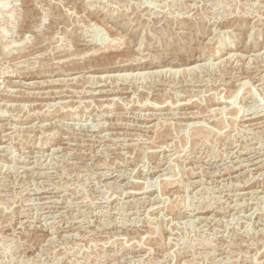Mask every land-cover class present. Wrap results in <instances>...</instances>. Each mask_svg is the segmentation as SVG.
Wrapping results in <instances>:
<instances>
[{"label": "rangeland", "instance_id": "374dc122", "mask_svg": "<svg viewBox=\"0 0 264 264\" xmlns=\"http://www.w3.org/2000/svg\"><path fill=\"white\" fill-rule=\"evenodd\" d=\"M255 115L264 0H0V264H264Z\"/></svg>", "mask_w": 264, "mask_h": 264}, {"label": "bare ground", "instance_id": "6f19581e", "mask_svg": "<svg viewBox=\"0 0 264 264\" xmlns=\"http://www.w3.org/2000/svg\"><path fill=\"white\" fill-rule=\"evenodd\" d=\"M38 56V55H37ZM233 58V57H232ZM204 64V63H203ZM196 69V68H195ZM169 72V71H168ZM155 73V72H154ZM240 75V74H239ZM87 79V78H86ZM70 80V79H69ZM247 80V79H246ZM103 83V82H102ZM98 85V84H97ZM100 85V84H99ZM194 85V84H193ZM247 86V85H246ZM236 87V86H235ZM245 88V87H244ZM238 89V88H237ZM256 89V88H255ZM224 90V89H223ZM222 90V91H223ZM115 91V90H114ZM237 91V90H236ZM241 91V90H240ZM98 92V91H97ZM103 92V91H102ZM105 92V91H104ZM110 92V91H109ZM119 92V91H118ZM185 92V91H184ZM243 92V91H242ZM85 93V92H84ZM89 93V92H88ZM92 93V92H91ZM217 93V92H216ZM235 93V92H234ZM101 94V93H100ZM103 94V93H102ZM221 94V93H220ZM95 95V94H94ZM236 96H237V94H234V95H227L226 96V98H225V100H221V99H219V100H217V101H215V102H213V103H215V104H222V103H226L227 102V100L228 99H231V98H236ZM224 99V98H223ZM191 100V99H190ZM189 100V101H190ZM136 101V100H135ZM174 101V100H173ZM178 101V100H177ZM176 101V102H177ZM184 102V101H183ZM93 103V102H92ZM157 103V102H156ZM159 104V103H158ZM214 104V105H215ZM160 105L162 106V103H160ZM157 106V105H156ZM156 106L154 105V106H151V107H153V108H156ZM209 109V108H208ZM217 109V108H216ZM258 110V109H257ZM173 112V111H172ZM251 113V112H250ZM7 115V114H6ZM16 116V115H15ZM262 116H264V115H255L254 117H252L251 118V120L252 119H256V118H260V117H262ZM145 117V116H144ZM98 118V117H97ZM237 119V118H236ZM168 120V119H167ZM173 121V120H172ZM168 122V121H167ZM260 123V122H259ZM258 123V124H259ZM264 123V122H263ZM9 124V123H8ZM98 124V123H97ZM156 124V123H155ZM196 124V123H195ZM258 124H256L257 125V127H255V128H258V127H260V125H258ZM12 125V124H11ZM88 126V125H87ZM202 126V125H201ZM243 126V125H242ZM248 126V125H247ZM253 126V125H252ZM13 128V127H12ZM14 128H15V126H14ZM81 128V127H80ZM251 128V127H250ZM253 130V129H252ZM262 130H264V129H262ZM202 131V130H201ZM241 131V130H240ZM203 132V131H202ZM70 136V135H69ZM197 136V135H196ZM67 137V136H66ZM76 137H77V135H76ZM138 137V136H137ZM83 138V137H82ZM247 139V138H246ZM112 141V140H111ZM110 141V142H111ZM261 144V143H260ZM130 146V145H129ZM251 148V147H250ZM87 151V150H86ZM54 152V151H53ZM68 152V151H67ZM166 155V154H165ZM237 155V154H236ZM260 155V154H259ZM44 156V155H43ZM125 156V155H124ZM37 158V157H36ZM35 160V159H34ZM60 163V162H59ZM62 163V162H61ZM249 164V163H248ZM250 165V164H249ZM17 167V166H16ZM47 168V167H46ZM42 175V174H41ZM47 177V176H46ZM69 177V176H68ZM161 178V177H160ZM95 185V184H94ZM55 187V186H54ZM223 187V186H222ZM60 189V188H59ZM58 190V189H57ZM260 192V191H259ZM56 201V200H55ZM152 202V201H151ZM148 203V202H147ZM243 203V202H242ZM248 203V202H247ZM241 204V203H240ZM239 205V204H238ZM161 206V205H160ZM154 207V206H153ZM158 209V208H157ZM157 211V210H156ZM55 216V215H54ZM189 222V221H188ZM35 229V228H34ZM186 253V252H185ZM116 255V254H115ZM185 255V254H184ZM198 255V254H197ZM121 258V257H120ZM125 258H127V257H125ZM129 258V257H128ZM181 258V257H180ZM139 259V258H138ZM218 260H219V258H218ZM189 262V261H188Z\"/></svg>", "mask_w": 264, "mask_h": 264}]
</instances>
